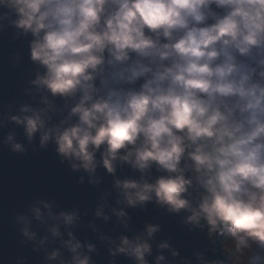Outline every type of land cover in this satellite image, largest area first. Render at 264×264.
Masks as SVG:
<instances>
[{
  "label": "clouds",
  "instance_id": "clouds-1",
  "mask_svg": "<svg viewBox=\"0 0 264 264\" xmlns=\"http://www.w3.org/2000/svg\"><path fill=\"white\" fill-rule=\"evenodd\" d=\"M0 6L8 9L0 21L35 37L30 60L45 68L29 81L39 106L23 103L16 114L7 102L0 108V126L23 125L27 144L9 133L0 146L24 156L52 143L59 163L83 169L89 184L99 183L100 165L115 176V162H126L141 177L115 179L117 203L145 208L154 200L167 214L185 210L183 224L199 228L212 253H195L199 264H264V0H0ZM20 60L16 54L13 65ZM55 98L65 107L74 101L66 115L58 117ZM153 168L161 174L150 182ZM84 182L79 176L77 183ZM53 203L27 201L31 217L13 211L14 224L22 223L20 246L44 248L58 264H90L83 249L96 246L82 244L68 227L81 219L79 209L53 213ZM104 208L98 205L95 216L107 221ZM112 212L128 216L124 208ZM49 217L62 219L67 233L60 223L48 225L60 240L50 251L48 236L31 229L33 219L47 225ZM160 229L148 223L119 244L100 239L116 245L109 247L112 257L151 264L149 239ZM225 234L234 248L222 246ZM157 248L179 256L167 241ZM165 260L155 256V264ZM0 264H29V257L16 250Z\"/></svg>",
  "mask_w": 264,
  "mask_h": 264
},
{
  "label": "water",
  "instance_id": "water-1",
  "mask_svg": "<svg viewBox=\"0 0 264 264\" xmlns=\"http://www.w3.org/2000/svg\"><path fill=\"white\" fill-rule=\"evenodd\" d=\"M4 11L8 9L0 6V13ZM14 18L13 15L9 19ZM0 24L3 25V28H0V108L7 102L8 110L16 114L23 103L32 107L39 106V93L35 91L36 86L30 84L29 81L36 78L38 71L43 74L45 68L38 62L30 60V42L35 39L31 32L23 34V30L9 23L8 19L0 21ZM16 54L21 57V60L13 65L12 59ZM22 86L32 89V92L23 94ZM33 96L36 100H33ZM55 103L60 110L58 117H62L66 115L74 101L69 100L68 107H65L63 98H55ZM9 133H14L18 142L27 144L23 125L10 122L6 126H0V141H3ZM35 142H39L38 133L35 134ZM103 148L104 145L101 146V150ZM54 149L55 145L50 143L46 151L17 156L0 146V260L20 250L29 257V264H58V261L47 260L44 248L33 251L31 247L22 248L19 244L21 239L19 228L22 227V223L14 224L13 211H24L31 217L25 204L33 198H40L54 202L52 204L53 213L79 209L81 219L76 222L75 226L68 227L82 244L90 242L96 246L97 250L90 253L86 247L83 249V252L91 258L90 264L92 262L94 264H137L134 257L123 253L112 257L109 247L116 245H109L108 239L101 241L100 237H109L119 244L120 236L125 235L131 239L143 233L148 223L161 225V229L149 239L152 245V255L146 254V259L151 264H155V256L158 253L165 256L164 264H186V260L190 261V264H199L195 253L206 252L209 244L203 238V233L199 228L183 224V218L187 215L185 210L182 209L179 214H167V206L161 208L154 200L145 202V208L117 203L118 198L122 199V193L114 186L115 179L140 180L141 173L138 169L117 160L115 162L117 172L113 176L100 165L94 173L99 183L89 184L88 173L83 169L72 172L66 164H60L59 156ZM123 151V149L120 150L121 153ZM97 159H100L99 153H97ZM160 174L156 173L153 168L152 175L148 179L150 182L154 181L155 177ZM81 175L85 177L83 184L77 183ZM101 196H106V200L102 201ZM101 203L105 204L104 211L109 216L107 221L103 217L95 216V210ZM113 208H124L128 216L118 219L112 212ZM122 220L127 221V228ZM53 223L61 224V231L64 233V238H67L62 219L57 221L49 217L47 225L33 219L31 224V229L37 232L38 238L43 235L48 236L46 242L48 251L60 246L59 238L53 237L48 231V225ZM93 226L96 231H93ZM189 227L193 230L189 231ZM163 241H167L173 248H176L179 256L173 257L170 249H158L157 245ZM216 254L220 255V251L217 250ZM206 255L211 257L212 253L206 252Z\"/></svg>",
  "mask_w": 264,
  "mask_h": 264
},
{
  "label": "rangeland",
  "instance_id": "rangeland-1",
  "mask_svg": "<svg viewBox=\"0 0 264 264\" xmlns=\"http://www.w3.org/2000/svg\"><path fill=\"white\" fill-rule=\"evenodd\" d=\"M234 241L230 236L225 234L224 238L222 239V246L225 248H234Z\"/></svg>",
  "mask_w": 264,
  "mask_h": 264
}]
</instances>
